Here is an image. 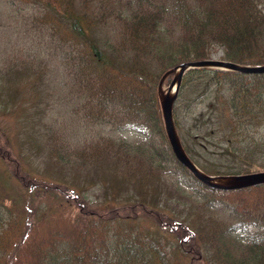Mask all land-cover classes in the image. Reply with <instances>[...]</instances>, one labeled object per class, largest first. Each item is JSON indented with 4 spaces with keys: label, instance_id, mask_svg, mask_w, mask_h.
Instances as JSON below:
<instances>
[{
    "label": "trees",
    "instance_id": "obj_1",
    "mask_svg": "<svg viewBox=\"0 0 264 264\" xmlns=\"http://www.w3.org/2000/svg\"><path fill=\"white\" fill-rule=\"evenodd\" d=\"M13 1L35 45L1 64L0 111L52 97L56 61L66 104L86 133L73 138L56 121L46 132L24 128L44 137L49 172L83 201L73 213L80 196L68 193L72 205L29 215L17 198L35 183L0 145V264H264V184L221 190L191 175L172 151L160 92L179 65L209 58L215 46L225 60L263 65L261 0ZM173 117L205 173L264 170V73L188 71ZM95 126L148 138L92 135ZM5 158L17 175L3 168ZM91 186L103 191L93 195L102 206Z\"/></svg>",
    "mask_w": 264,
    "mask_h": 264
},
{
    "label": "rangeland",
    "instance_id": "obj_2",
    "mask_svg": "<svg viewBox=\"0 0 264 264\" xmlns=\"http://www.w3.org/2000/svg\"><path fill=\"white\" fill-rule=\"evenodd\" d=\"M261 3V6L264 8V0H261ZM19 7L20 5L16 2H12V0H0V67L5 58H7L6 56L13 54L21 55V53L16 52L18 48L26 49L23 54H27L31 51L30 47L35 45L34 37L28 32L23 31L21 25L15 23L13 20L15 18L13 10H16ZM223 53L224 50L221 47L215 46L211 57L221 58ZM53 69L48 74V79L52 83L51 90L53 92L57 91L56 93L54 92L52 97L37 95L30 98L31 104L23 102L16 108L11 105V112L18 110L15 114L12 113L13 115H8L0 111V145L8 152L6 154L10 155L11 159L14 161L20 158L21 165L26 173V176L35 183V185H32V187L28 190V195L24 194V197L17 198L18 203L27 207L29 215L34 214L37 209L42 212L46 211L48 207L47 204L49 203L55 208L61 207L64 200L69 202L68 205H72L73 203L70 200L65 199L66 197L64 195L68 193H70L68 197H71L72 195H74L73 197L80 196V198H78L79 200L76 202L73 213L78 212L79 203H82L83 201L81 199L82 194L79 190L74 188L73 190H69L68 188L70 186L67 183L57 180L54 176H52V173L49 172L50 166L47 160V149L44 137L40 139H32V137L35 136L32 135L29 137V135H25L20 127H17L20 131L16 132L14 130L16 129V126L13 121L8 118L11 116L18 118L42 132L44 130L46 132L49 125L54 124V121H56L55 124L65 127L70 136L73 138L77 134L86 133V131L79 126L78 118L71 112L70 106L66 104L64 99V88H66L67 85L64 84L65 79L62 76L61 70L58 66H55V64ZM21 78L23 80L21 79L22 82L20 84L18 83V87L23 86V88L26 89L28 80L25 82V79L23 77ZM160 88L162 98L164 99L169 91V83L164 81ZM64 110L66 113H63ZM103 131L105 134L115 137L121 136L130 141L148 138L145 132L134 128H128L125 130H110L109 128L95 126L90 132L92 135H96L97 132ZM73 141L79 142L80 140L73 139ZM4 162L6 166L8 165V172H13L17 175V171L12 169L10 161L5 158ZM89 193L91 194L89 196L97 205L100 204L102 206V204H105V199H99V203H97V200H95L93 196L103 194V191L99 192L96 187L91 186ZM161 231L163 236L165 235L168 238H172L169 234L170 232H168L169 229L162 228Z\"/></svg>",
    "mask_w": 264,
    "mask_h": 264
},
{
    "label": "water",
    "instance_id": "obj_3",
    "mask_svg": "<svg viewBox=\"0 0 264 264\" xmlns=\"http://www.w3.org/2000/svg\"><path fill=\"white\" fill-rule=\"evenodd\" d=\"M195 68H214L219 70H229L243 73H264V65L242 66L234 62L214 58L183 63L170 84V91L174 87V85H176L174 93H169L163 100L165 124L168 132V137L176 158L184 166H186L199 180L213 188L233 190L264 184V171L242 175H232L227 177L207 176L195 166V164L189 159V157L182 149L175 128L172 109L175 98L179 92L183 75L188 70Z\"/></svg>",
    "mask_w": 264,
    "mask_h": 264
},
{
    "label": "bare ground",
    "instance_id": "obj_4",
    "mask_svg": "<svg viewBox=\"0 0 264 264\" xmlns=\"http://www.w3.org/2000/svg\"><path fill=\"white\" fill-rule=\"evenodd\" d=\"M173 90H174V89H173ZM173 90H172V91H173ZM171 93H172V92H171Z\"/></svg>",
    "mask_w": 264,
    "mask_h": 264
}]
</instances>
